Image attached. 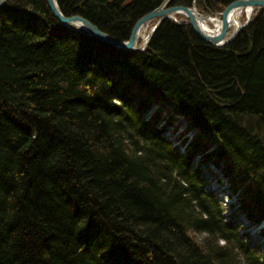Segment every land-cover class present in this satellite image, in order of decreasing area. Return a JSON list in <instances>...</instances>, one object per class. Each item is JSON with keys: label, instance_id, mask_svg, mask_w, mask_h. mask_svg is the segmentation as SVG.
I'll list each match as a JSON object with an SVG mask.
<instances>
[{"label": "trees", "instance_id": "obj_1", "mask_svg": "<svg viewBox=\"0 0 264 264\" xmlns=\"http://www.w3.org/2000/svg\"><path fill=\"white\" fill-rule=\"evenodd\" d=\"M163 1L59 5L127 40ZM6 2L0 264H264L203 170L227 178L264 235V9L223 46L167 18L129 51L62 25L46 0ZM178 113L187 150L167 134Z\"/></svg>", "mask_w": 264, "mask_h": 264}, {"label": "water", "instance_id": "obj_2", "mask_svg": "<svg viewBox=\"0 0 264 264\" xmlns=\"http://www.w3.org/2000/svg\"><path fill=\"white\" fill-rule=\"evenodd\" d=\"M51 11L55 14V16L59 19V21L65 26L71 28L75 31H81L83 33L89 34L91 36L96 37L97 39H101L107 43H112L119 48H123L129 51L134 50H145L149 43L151 42V38L155 34L157 27L162 24L167 18H174L176 21L178 20L177 14H182L185 17H188V24L190 23L195 31L205 39L207 42L214 44L216 46H223L232 40H234L235 36L240 32L242 28L245 27L246 24L253 20L252 12L257 7L264 8V0H234L230 5H228L220 14L221 24L220 28L216 33L207 32L199 23L201 17V12L196 5V0H193L192 6L185 5H173L174 0H164L159 6H157L153 11L146 13L143 17L140 18L139 21L134 25L132 29V34L127 40H119L108 32L103 31L100 27L90 21L88 18H85L79 14L76 15H66L60 8L59 0H46ZM6 0H0V9L6 5ZM247 10V19L244 23L237 25L233 32H229L231 28L230 20L231 14L234 11L244 9ZM203 14V13H202ZM211 16L212 14H205ZM157 18L155 25L152 27L151 31L148 33V40L145 46L139 45V33L141 29L148 23ZM178 22L181 23L180 20ZM144 42V41H143Z\"/></svg>", "mask_w": 264, "mask_h": 264}, {"label": "rangeland", "instance_id": "obj_3", "mask_svg": "<svg viewBox=\"0 0 264 264\" xmlns=\"http://www.w3.org/2000/svg\"><path fill=\"white\" fill-rule=\"evenodd\" d=\"M198 9L201 13L208 14L207 12L202 11L200 8H198ZM240 10H241V13H240L239 19H240L241 23H244L245 20L247 19V15H246L247 10H246V8L240 9ZM211 14L213 16L221 17L219 15L220 13H218V14L211 13ZM253 16H254V14H253ZM177 17L180 18V16L178 14H177ZM182 17L183 18H180V20L182 22L188 23L189 18L185 17L184 15H182ZM156 21H157V18H155V20H153L151 22H148L142 28L143 33H149L151 31L152 27L155 25ZM212 27H213V25H212ZM235 27H236L235 25H231L230 31L232 32ZM139 42H140L139 45L143 44L142 40H140ZM165 116L168 117L169 114L165 113ZM171 118H172L171 119L172 125L170 128V131L167 133V134H169L168 137H171L172 141H174L175 144L184 145L182 150L183 149H186V150L189 149L190 144L189 143L184 144L186 137L183 133L185 131V128L188 126V122L184 118H180L179 116L174 115V114ZM165 123H166V121L164 120L159 124V126L164 125ZM194 133H195V131L190 133V135L193 136ZM189 138H191V137H189ZM195 159L199 160V156H195L194 161H195ZM203 170L206 173H208V176H209V180L207 181L208 182L207 188L211 191L213 190L216 192V195L218 196L219 204L227 210L228 216H231V215L240 216V218H237L236 220H240V221L244 222V226H242L241 231H248L249 234L256 236L257 233L260 232V228L258 226H256L255 224L251 225L248 222V220L244 217L243 212L239 211L238 196L232 193V187L229 186V184H228L229 181L227 180V178L222 179L223 177H221V175H219V174L213 176V174L210 173L209 171H213L214 167H211V166L209 168L205 167V168H203ZM259 240L263 244V250H264V240H261L260 238H259ZM263 258H264V254H263ZM239 260L241 261V259H239ZM263 261H264V259H263Z\"/></svg>", "mask_w": 264, "mask_h": 264}, {"label": "bare ground", "instance_id": "obj_4", "mask_svg": "<svg viewBox=\"0 0 264 264\" xmlns=\"http://www.w3.org/2000/svg\"><path fill=\"white\" fill-rule=\"evenodd\" d=\"M49 6V5H48ZM50 8V7H49ZM240 13L241 10H236L233 12V14H231V20H230V25H239L241 24L240 22ZM201 17L199 20L200 25L202 26V28H204L207 32H214L216 33L218 31V29L220 28V24H221V19L218 16H208L205 14L201 13ZM58 19V18H57ZM59 20V19H58ZM139 21V20H138ZM60 22V21H59ZM61 23V22H60ZM63 25V24H62ZM213 25V27H212ZM66 26V25H65ZM69 28V27H68ZM104 31V30H103ZM113 35V34H111ZM114 37H116L115 35H113ZM117 38V37H116ZM139 38L144 41L143 42V46H145V44H147V40H148V33H143V30L141 29V32L139 33ZM119 39V38H118ZM121 40V39H119ZM124 40V39H122ZM121 40V41H122ZM177 116H179L180 118H184L187 122H188V118H186L184 113H178L176 114ZM234 217V216H233ZM256 225V224H255ZM258 226V225H256ZM260 228V232L257 233L256 236H253L251 234H248V231H239L241 234L243 233H247L246 236V242L247 244H249L250 246L256 248V250L263 252L262 254H264V250H263V244L260 242L259 238L261 240H264V235L261 233L262 227L258 226ZM259 237V238H258ZM224 240H221V243H224ZM264 258H262L263 260Z\"/></svg>", "mask_w": 264, "mask_h": 264}]
</instances>
